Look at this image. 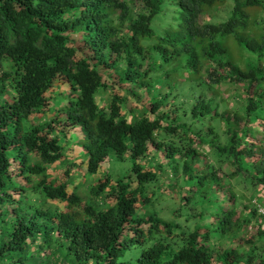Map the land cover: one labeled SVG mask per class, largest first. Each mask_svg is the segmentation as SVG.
I'll return each instance as SVG.
<instances>
[{"label":"trees","instance_id":"16d2710c","mask_svg":"<svg viewBox=\"0 0 264 264\" xmlns=\"http://www.w3.org/2000/svg\"><path fill=\"white\" fill-rule=\"evenodd\" d=\"M219 8L223 18L216 14ZM254 8L261 11L258 21L248 13ZM205 12L212 15L201 21ZM259 25L264 30V0H0V260L22 264L13 257H27L28 244L39 239L44 248L56 242L70 264L249 263L250 253L237 257L235 249L217 252L209 246V238L224 235L236 246L235 197L213 165L198 170L197 151L177 144L199 137L209 149L216 134L203 120H225L226 138L214 148L220 158L215 163L229 165L231 178L260 188L255 199L264 198V143L249 141L253 134L247 125L264 114V35L251 32ZM226 37L245 53L243 69L222 44ZM203 74L213 85L245 83L252 90L233 121L225 113L210 115L216 103L200 89H214ZM112 86L116 93L107 104L97 103L98 91ZM185 86L187 93L177 90ZM55 89L62 101L51 106L49 93ZM128 101L139 107V117L131 108L122 111ZM188 104L178 117L174 106ZM45 114L51 117L32 121ZM239 119L247 123L236 130ZM70 135L85 154L87 174H96L110 154L130 163L132 180L116 175L110 184L104 178L111 185L110 205L85 203L73 185L50 181V167L63 159ZM166 136L172 143L162 140ZM156 151L164 153L158 178L155 171H142ZM248 156L250 163L244 161ZM167 161L184 176L180 190L197 194L192 226L174 219L183 207L191 215L189 198L179 195L182 206L172 219L148 207L168 191L161 187L154 197L148 186L155 178L168 182L161 170ZM105 187L97 182L88 194ZM35 190L53 207L24 208L22 202ZM79 203L81 210L73 211ZM256 209L244 211L239 225L256 218L262 224ZM134 246L142 250L133 263Z\"/></svg>","mask_w":264,"mask_h":264},{"label":"rangeland","instance_id":"374dc122","mask_svg":"<svg viewBox=\"0 0 264 264\" xmlns=\"http://www.w3.org/2000/svg\"><path fill=\"white\" fill-rule=\"evenodd\" d=\"M222 9V8H221ZM220 8L216 11V14L218 13ZM249 15L252 17L255 13V20L258 21V17L261 16V11H257L255 8L252 9L250 12H248ZM212 14L211 12H205L202 14V17L200 18L201 21L204 19L208 20V17H210ZM220 18H223V15H219ZM261 25V24H260ZM260 25L256 28L252 27L251 32L260 34V36L264 35V30L259 29ZM260 30V31H259ZM222 44L226 46L227 53L230 54L231 60L233 63H236L237 66H239L241 69L244 68V59L245 53L242 52L234 43V41L230 37H226L222 40ZM240 53V55L238 54ZM245 56V57H244ZM262 64V63H259ZM114 73H117L115 71ZM102 80L104 81L105 78L102 76ZM175 79L179 80L181 82L182 78L180 77H174ZM202 80L204 82H208L211 84V89H214L213 92L206 90V89H200L198 87V90L200 89V92L203 93V96L205 97H211L216 103L215 109L210 113L211 116L214 115V112H217L218 114L225 113L228 116H232L231 120L233 121V117L235 115L239 116L241 106L245 102V98L252 95V90L247 87L245 83H231L229 81H220V83L212 84L213 79L208 78L207 74H203ZM116 83V82H115ZM181 89V90H180ZM263 95H264V84L262 87ZM172 89L171 91H173ZM177 90H180V93H187L188 86L185 87H179ZM115 92V86H112L110 89H105L103 92L101 90L98 91L97 95L95 96V100L97 103L107 104L109 98L114 94ZM121 92L118 91V94ZM164 92L161 91L160 94H163ZM191 97V95H189ZM179 100H181L179 98ZM260 100L263 102L262 106L264 108V96H261ZM62 98L58 92L57 89L49 93V102L50 105H58L61 103ZM173 104L174 101H171ZM190 104V103H189ZM188 105H180L177 107L174 106L175 109H177L176 115L180 117L181 111L188 108ZM132 109L134 115L136 113V116L139 117V107L135 106V104L131 101H128L126 104V110H122L126 113L128 111L127 109ZM59 109V106L55 109ZM189 115V110L187 111V116ZM51 115L45 114V115H34L32 117V121L34 123H42L43 121H46L49 119ZM210 117L205 118L203 121L206 123L207 127L212 128L213 132L216 134L215 138L211 137L212 141V147L207 148L205 144L201 143L199 140V137L193 138L190 144L188 142H179L177 144L179 147L182 146L183 150L190 147L193 151H197L198 155L200 157L199 163L197 165V169L201 170L204 169L207 165H213L215 169V174L218 175V177H222L224 180V183H226L227 187L231 188L232 193L235 197V218H234V226H236L238 231L236 232V235L240 234L242 236L243 242H238L239 236L234 235L233 243L236 242V246H231L230 241L227 240L226 235L220 236L216 239L209 238L208 244L212 248V250H217V252L223 251V249L229 248V249H235L236 250V256L238 257H244L245 255H248L249 253L252 255V259H249V263L246 264H259L260 260L264 257V240H260V243L258 242V229H262L260 225L264 226V219H260L261 223H259L258 219H250L251 221L248 224H243L239 222L242 221L243 213L244 211H247L248 208H252L255 210V205H258L260 207H264V198L255 199L257 195H261V189L258 187H255V185L248 187V185H245L244 182L237 183L235 178L230 177L231 169L230 166L226 163H215V159L219 160V156L217 154H213L214 148L216 145H223V141L226 138L225 130H226V121H220L218 117ZM246 120H238L236 124V130L240 129L244 124H246ZM249 124V125H248ZM249 129L251 130L253 136L252 139H249V141L252 140L256 145L260 146L263 142L264 137V114L261 115V118L257 121L251 123H247ZM205 130V128H203ZM180 134V133H179ZM211 135V132H210ZM69 144H66L63 146V152L64 157L63 159L56 163L54 166L50 167L48 177L50 181L53 184H60V183H67L69 186L74 187L72 190L80 197L85 203L88 202H97L101 203L104 202L106 206L108 204L110 205V202L112 201V194H110L109 187L110 184L113 183L115 180V176L118 175L120 178L122 177H128L131 180L133 179V175L130 172V163L125 159L123 161H117L115 157H113L111 154L108 156L105 163L101 165L99 168V171L96 174L90 175L87 174L85 170V154L79 151V149L76 147V144H74V135H70L69 137ZM163 141H166L165 143L169 142L167 140H170L172 143V140L170 137L166 138L164 137L162 139ZM157 142H160V139L156 140ZM162 147H164L163 144H161ZM185 148V149H184ZM213 149V150H212ZM160 150H163V148H160ZM253 152V158L257 159L256 152L252 150ZM163 151H156L148 155L147 161L143 162L145 166L142 167V171H155L158 178V171L160 167V162L163 160L161 157L163 155ZM188 156V154H186ZM244 159L245 162L250 163L252 162V158ZM193 158V157H192ZM191 158V160H192ZM254 159V160H255ZM143 161V160H142ZM168 163L162 164L161 170H162V176L164 179H167L168 182L174 184V186H169L168 182H163L155 178V180L151 181L152 183H148L152 189H154V197L160 196V193L158 190H161V187H164V189H167L168 191L164 196L161 198V201L156 199L157 204H154L152 202L151 204L148 203V207H154L155 209H159V215L166 216V219H172L173 215L172 212L176 211L179 207L182 206V202H180V197L189 198L188 200V207L191 210V215L186 209L181 208L179 216L175 214V221L179 224H183L186 227L188 225H191L194 223L193 215L194 211L196 210L198 213L199 207L195 205V198L197 194H193L188 191L180 190L181 187L185 185L184 183V176L182 177L181 170L175 169L170 161H167ZM182 165V162L180 163ZM218 167V169H217ZM235 168L233 167V170ZM205 171V170H204ZM203 171V172H204ZM169 176V178H168ZM107 177V179L110 180V184L107 186V183L105 182L104 178ZM114 179V180H113ZM124 181V180H123ZM97 182H103L106 186L105 189L101 192L91 193L89 195V190L97 183ZM189 188H192L191 185L187 186ZM253 190V191H252ZM71 191H69L70 193ZM153 197V198H154ZM255 199V200H254ZM154 201V200H153ZM24 208L27 206H30L32 208H38L41 209L50 208L53 207L52 202H50L48 199L44 198L41 193L38 191H31L28 193L25 201L22 202ZM4 208L7 207L3 206ZM80 203L76 206L72 207L73 211L79 212L81 210ZM105 207H102V209ZM138 212V211H137ZM256 213V211H255ZM256 217V216H255ZM236 218H239L236 220ZM190 228V227H189ZM191 229V228H190ZM243 230L244 233H243ZM243 234V235H242ZM246 241V242H244ZM39 239L35 240V242H32L28 244L27 251L29 254H27V257L21 253L18 258L13 257V259L21 260L22 264H70L69 261L64 260V254L62 251H60V248L56 242H52L50 245H45V248L41 245L39 246ZM238 243V244H237ZM40 249V251H38ZM141 247L134 246L130 249L129 253L133 254L134 256L131 258L133 260V263L138 256L139 252L141 251ZM129 253L125 252L123 254V258L126 259L129 256ZM34 260V261H33ZM0 264H4V260H0ZM243 264V262H242Z\"/></svg>","mask_w":264,"mask_h":264},{"label":"built area","instance_id":"2783aa9c","mask_svg":"<svg viewBox=\"0 0 264 264\" xmlns=\"http://www.w3.org/2000/svg\"><path fill=\"white\" fill-rule=\"evenodd\" d=\"M256 208H257L256 209L257 213L261 216H264V207H260V206L256 205Z\"/></svg>","mask_w":264,"mask_h":264}]
</instances>
